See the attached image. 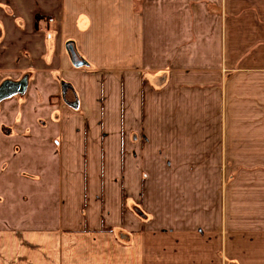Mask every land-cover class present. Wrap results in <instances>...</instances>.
Returning a JSON list of instances; mask_svg holds the SVG:
<instances>
[{"label": "crops", "instance_id": "0c3cea01", "mask_svg": "<svg viewBox=\"0 0 264 264\" xmlns=\"http://www.w3.org/2000/svg\"><path fill=\"white\" fill-rule=\"evenodd\" d=\"M0 264H264V0H0Z\"/></svg>", "mask_w": 264, "mask_h": 264}, {"label": "water", "instance_id": "95a60500", "mask_svg": "<svg viewBox=\"0 0 264 264\" xmlns=\"http://www.w3.org/2000/svg\"><path fill=\"white\" fill-rule=\"evenodd\" d=\"M74 53H75V51H74ZM62 84H63L64 97L67 100V102L70 103L71 105H74V106L77 105L78 99H77L76 93L74 92L71 85L69 83H66V82H63Z\"/></svg>", "mask_w": 264, "mask_h": 264}]
</instances>
